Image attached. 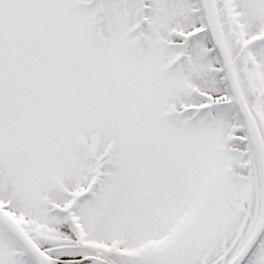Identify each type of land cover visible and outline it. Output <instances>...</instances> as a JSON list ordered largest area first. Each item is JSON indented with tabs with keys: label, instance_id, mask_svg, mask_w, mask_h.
I'll list each match as a JSON object with an SVG mask.
<instances>
[{
	"label": "snow or ice",
	"instance_id": "1",
	"mask_svg": "<svg viewBox=\"0 0 264 264\" xmlns=\"http://www.w3.org/2000/svg\"><path fill=\"white\" fill-rule=\"evenodd\" d=\"M0 264H264V0H0Z\"/></svg>",
	"mask_w": 264,
	"mask_h": 264
}]
</instances>
